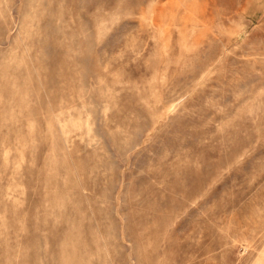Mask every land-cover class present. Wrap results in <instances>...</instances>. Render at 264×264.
I'll return each instance as SVG.
<instances>
[{"label": "rangeland", "instance_id": "rangeland-1", "mask_svg": "<svg viewBox=\"0 0 264 264\" xmlns=\"http://www.w3.org/2000/svg\"><path fill=\"white\" fill-rule=\"evenodd\" d=\"M0 264H264V0H0Z\"/></svg>", "mask_w": 264, "mask_h": 264}]
</instances>
